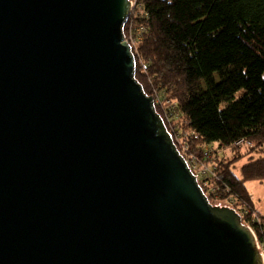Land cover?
<instances>
[{
    "label": "water",
    "instance_id": "95a60500",
    "mask_svg": "<svg viewBox=\"0 0 264 264\" xmlns=\"http://www.w3.org/2000/svg\"><path fill=\"white\" fill-rule=\"evenodd\" d=\"M131 0H0V264H264L136 78Z\"/></svg>",
    "mask_w": 264,
    "mask_h": 264
},
{
    "label": "trees",
    "instance_id": "16d2710c",
    "mask_svg": "<svg viewBox=\"0 0 264 264\" xmlns=\"http://www.w3.org/2000/svg\"><path fill=\"white\" fill-rule=\"evenodd\" d=\"M137 2L124 27L125 35L131 26L145 29L132 48L137 80L185 159L195 154L211 166L205 175L193 170L211 203L233 198L234 207H248L242 221L264 245V216L253 220L247 186L264 182V0ZM165 99L173 101L172 128L159 109ZM241 139L255 146L231 160L221 149L212 159L206 150L235 147ZM247 156L253 160L237 173L236 163Z\"/></svg>",
    "mask_w": 264,
    "mask_h": 264
},
{
    "label": "rangeland",
    "instance_id": "374dc122",
    "mask_svg": "<svg viewBox=\"0 0 264 264\" xmlns=\"http://www.w3.org/2000/svg\"><path fill=\"white\" fill-rule=\"evenodd\" d=\"M241 94H242V90L237 93L238 96H240ZM172 104H173V101H171L169 99H165V100L161 101V105L159 107V109L162 111V113L165 116V118L168 120V123H169V120H171V121L173 120V116L171 115V113H172V111L174 109L170 108V107H172L171 106ZM169 126L171 127L170 123H169ZM254 146H255V144L252 142V146H248V145L235 146L237 148H235V147H224V148H221L219 146L218 147L212 146V147H207L206 150L210 151L209 153H210V156H211L212 154L216 155L217 152H215V151L221 149L222 155L225 156L228 160H231V158L240 157V155L242 153H245L247 151V148L254 147ZM259 155H260V152L255 153V158H257ZM194 156H195V159H198V161H199V164L196 167H194L195 168L194 170L196 172L200 173V175H205V174L211 172V166L210 165H208L205 162H203L201 160V158L198 157V155L194 154ZM210 158L212 159L213 156H211ZM251 160H253V159H249V156L243 157L242 159H240L236 163V168H235L236 172L239 173L240 172V168L243 165L249 163ZM204 170H205V172H204ZM247 186H248V188H249V190H250V192L252 194V200H253V202L255 203V206H256V210L253 212L252 216H253V218L254 217H256V218L259 217V222H260L261 221V216L262 215L264 216V182L250 181V182L247 183ZM237 203H238V200L232 198V199H226L225 201H222L220 205L233 207L234 209L237 208V209H239V211H238L239 213H240V211H246L245 216H247V212L250 209H248V207H245L244 205H242V206L237 205L236 207H234L235 204H237ZM241 207H242V209H241ZM259 248H260L261 252L264 255V245L259 243Z\"/></svg>",
    "mask_w": 264,
    "mask_h": 264
},
{
    "label": "built area",
    "instance_id": "2783aa9c",
    "mask_svg": "<svg viewBox=\"0 0 264 264\" xmlns=\"http://www.w3.org/2000/svg\"><path fill=\"white\" fill-rule=\"evenodd\" d=\"M131 5H132V10L131 13L137 8L138 2L137 0H131ZM131 15V14H130ZM137 29L133 26L130 27L128 34L126 35V40L128 41V43L133 46L138 42V40L142 39V34L144 33L145 29L143 27H140L137 31ZM242 145H248V146H252V142L246 139H241L239 141H237L236 143H234V146H242ZM189 165L191 166L192 170H194L198 164L199 161L198 159H195V156H191L189 160H187ZM205 172V170H204ZM242 209V207H241ZM241 216H245L246 211H240ZM248 213V212H247ZM253 217V216H252ZM255 218V219H254ZM253 220H257L259 222V217H254Z\"/></svg>",
    "mask_w": 264,
    "mask_h": 264
},
{
    "label": "crops",
    "instance_id": "0c3cea01",
    "mask_svg": "<svg viewBox=\"0 0 264 264\" xmlns=\"http://www.w3.org/2000/svg\"><path fill=\"white\" fill-rule=\"evenodd\" d=\"M215 146H217V144H215Z\"/></svg>",
    "mask_w": 264,
    "mask_h": 264
}]
</instances>
